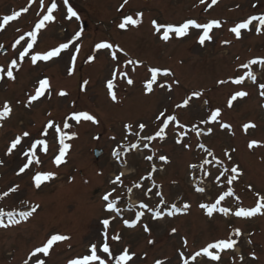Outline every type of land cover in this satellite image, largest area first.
<instances>
[{"label":"rangeland","instance_id":"obj_1","mask_svg":"<svg viewBox=\"0 0 264 264\" xmlns=\"http://www.w3.org/2000/svg\"><path fill=\"white\" fill-rule=\"evenodd\" d=\"M71 1L63 5L64 1L55 0L58 8L53 14L54 22L38 33L34 53L57 47L68 42L76 32L83 31L80 40L52 61H41L34 66L29 57H25L20 63L18 54L23 48L20 45L13 48L12 45L21 34L26 35L34 28L53 0H44L43 12L39 0H35L27 13L9 22L0 31V45L3 46L0 48V66L6 70L13 59L20 64V70H14V81L6 76L0 80V109L5 101L13 107L11 116L0 122L3 124L0 127V194L20 185L17 193L0 199V209L20 212L30 210L34 204L40 205L37 213L28 221H22L6 231L0 230V264H19L35 247L42 246L51 234L56 233L69 235L71 240L54 246L50 254L52 264H63L66 260L82 257L90 243L99 239L101 220L113 216L105 211L106 202L102 200V196L113 188L116 191L110 199L118 201L123 219L134 220L137 211H145L135 229L127 228L119 217L110 224V235L119 233L122 237L119 243L113 244V251L118 253L128 247L136 254L134 264H155L156 260H164L165 264H182L180 252L190 258L207 243L226 238L235 228L242 231L241 237H233L239 241L235 250L222 252L219 262L198 257L193 264H264V215L238 218L217 212L209 218L199 207L201 203H213L218 195L228 190H232L234 195L226 197L221 206L231 211L240 207H255L259 197L264 196V147L251 150L247 147L251 140L264 145V97L259 95V85L264 83V66L254 65L251 69L257 77L256 83L250 84L246 79L240 86L217 84L220 79L236 78L246 73L249 69L240 65L249 60L264 58V34L255 33L258 21L250 26L252 31L242 30V39H236L229 31L237 22L251 15H264V0H218L211 7L207 6L210 0H206L205 4H200L199 0H129V4L119 11L123 0ZM28 3L29 0H0V22L4 15L20 11ZM68 6L77 12L79 20L67 19ZM134 12L143 13L142 24L121 30L118 24L123 16ZM188 19L200 23L219 20L222 26L213 29L210 33L212 40L203 45L199 43L202 29H189L186 37L170 34V39L165 42L161 39L163 30L157 33L152 27V21L178 26ZM100 42L123 48L128 57L139 59L141 66L135 72H131L133 66L124 68L128 57L118 53V59L113 61L110 50H95V45ZM21 44L26 46L24 41ZM77 46L80 48L76 60L77 71L69 77L67 70ZM90 56L96 57L91 63L88 62ZM114 67L129 71L135 80L134 86H128L123 78H117L115 90L118 102L110 99L105 86ZM149 67L170 69L173 77L159 79L168 83L173 79L179 80V86L173 84L171 93L154 86V93L145 95L143 82L150 76L147 71ZM45 77L50 79L53 86L51 99L41 98L26 108L27 96L34 94L38 80ZM84 80H88L89 84L82 92L80 87ZM59 90H65L69 95L61 98L56 95ZM237 90H246L250 94L234 102V107L228 109L227 100ZM192 91H202L204 95L192 104L191 109H176L175 104L181 103L186 94ZM204 100L209 103L204 104ZM73 102L79 110L94 114L100 121L99 125L82 122L81 126L69 130L77 132L78 137L66 141L71 147L65 164L57 168L52 163L54 155L58 154V143H50L47 154L37 150L41 164H33L26 173L17 175L27 157L22 155L21 146L12 155L6 154L11 140L28 131L30 137L22 141L24 150H27L28 141L44 138L42 129L47 121L61 122L73 110ZM217 107L222 110V122L231 124V131L221 130L216 124L199 123ZM165 109L169 114H176L186 128L199 125L207 130L212 127L213 134L197 137L189 131L183 142L191 147L185 149L175 143V139L185 130L175 128L173 132L174 125H170L166 140L152 141L149 148H144L143 144L147 141H142L138 149H132L131 144L137 143L138 137L129 134L124 125L132 123V132L135 133L138 123L143 122L147 128L141 135L154 134L158 130L155 117ZM248 122L255 123L257 127L245 134L242 125ZM96 136L100 139H94ZM201 143L222 159L225 166L230 168L239 164L243 175L228 185L225 180L227 174L215 181L222 170L221 165L214 162L205 165V170L211 173L208 177H204L199 168L191 169L190 164L199 165L205 158L212 160L199 148ZM117 148L121 151L119 161L112 155ZM96 149L102 151L99 159L93 155ZM225 150L231 153V161L224 156ZM153 154V161L144 159ZM160 155L168 156L170 162L164 164L159 160ZM152 164H155L157 171L152 174V180H147L144 177L150 173ZM38 171L55 173V179L43 184L39 190L32 186V176ZM120 173H123V185H113L111 181ZM193 178L204 183V193L195 191L197 186L191 184ZM153 182L156 187H153ZM135 183H141L142 187L136 189L133 187ZM130 187L132 192L128 193ZM149 188L151 192H147ZM157 191L164 195L166 204L163 208H160V197L155 195ZM141 202L164 213L172 204L180 208L188 202L191 208L187 214L165 215L164 219L155 221L150 212L138 208ZM129 208L131 212L127 211ZM143 224L151 229L150 235L143 231ZM172 228L177 229L175 235L170 234ZM184 238L189 241L186 248L182 247ZM149 239H153L155 244L149 245ZM253 254L256 259H252Z\"/></svg>","mask_w":264,"mask_h":264},{"label":"snow or ice","instance_id":"obj_2","mask_svg":"<svg viewBox=\"0 0 264 264\" xmlns=\"http://www.w3.org/2000/svg\"><path fill=\"white\" fill-rule=\"evenodd\" d=\"M35 0H29L28 6L22 8L20 11H13L11 14L4 15L2 17V22H0V31H3L5 26L9 24V22L18 20L22 14L27 13L31 8L32 4ZM200 4H205L206 0H199ZM41 12L44 11V0H39ZM218 3V0H210V3L207 4L208 7L215 5ZM64 4L68 5V0H64ZM129 4V0H123V3L120 5L119 10H122L125 5ZM256 7V5H253ZM58 5L53 0L50 7H47L46 14L42 15L37 23H35L34 28L28 31L25 34H21L16 40L15 43L12 45L15 48L17 45H20L23 50L19 52L18 59L20 63H23L25 57H29L30 62L32 65H36L38 62H49L52 61L54 58L61 57V54L67 51L75 41L81 39L82 32L78 31L75 33V36L71 38L68 42H64L59 44V46L54 47L50 50H47L43 53L33 52L34 47L37 44L38 33L42 29L46 27L47 24L54 22V12L57 11ZM39 15V13H38ZM142 12H134L132 14H125L123 16L122 21L118 24V27L121 30H129L130 28L139 27L142 24ZM72 18H76L77 20L80 19L77 12L73 10L71 6L67 7V19L71 20ZM258 21V26L255 27V33L257 35L264 34V15H251L246 20L242 22H237L235 26L229 29L235 35L236 39H242V30L252 31L250 28L254 22ZM222 24L219 20H211L206 23H200L194 19H188L187 21L181 23L180 25H163L158 24L156 21H152V27L157 33H161V39L167 42L170 39V34H175L178 37H186L189 34V29H202V33L199 35V43L201 45L205 44L206 41L212 40V33L213 29L221 28ZM19 31V29H17ZM27 37V39H26ZM24 41L26 46H23L21 42ZM227 43V42H225ZM3 46L0 45V48ZM95 50L98 52L100 50H110L111 59L116 61L118 59V53H123L125 57H128V53L124 51L123 48L119 46H114L112 43L109 42H100L95 45ZM80 52L79 46L75 48L74 54L71 56L70 66L67 70V75L69 77L73 76L77 71V55ZM31 53V55H30ZM95 56H90L88 58V62L91 63L95 60ZM254 65H261L264 66V58H254L249 60L247 63L240 65L241 68L249 69L243 75H240L236 78L230 79H220L217 81L218 85H243L245 80H251L253 83H256L257 77L255 73L251 70ZM128 66H133L131 72H135L138 67L141 66V62L139 59H132L128 57L123 64L124 68H128ZM14 70H20V64L17 62L16 59L11 60L10 64L8 65L7 69L3 66H0V80H3L5 76L8 80L14 81L16 76L14 75ZM150 76L145 79L143 82V89L145 95H150L154 93L156 88L164 89L168 93L173 91V84L179 86L180 81L173 79L170 83L166 81H161L159 78H168L173 77L174 73L167 68H159V67H149L147 69ZM123 78L124 81L128 86H134L135 80L132 77L129 71H121L119 68H115L111 73V78L106 81V89L107 94L113 102H118V96L116 92V81L117 78ZM89 84L88 80H84L81 84L80 90L82 92L86 91L87 85ZM156 86V88H154ZM52 83L49 78L45 77L39 79L37 82V86L34 90V94H29L27 96V101L25 103L26 108H30L34 102L40 101L41 98L51 99L52 97ZM259 95L264 97V83L259 85ZM249 92L246 90H237L232 93L227 100L226 107L228 109H232L234 107V102L244 99L249 96ZM56 95L61 98H65L69 95V93L65 90H59ZM204 93L202 91H192L190 94H186V97L182 100L181 103L175 104L176 109H191L192 104L195 101H198ZM192 102V103H190ZM204 104H208V100L203 101ZM72 111L67 114L61 122L57 123L55 120H48L44 128L42 129V136L44 138H33L32 140L28 141V148L24 150L22 141L25 138L30 137V133L28 131H23L21 135L15 136L10 143V146L7 149L8 155H12L15 150L20 147V151L24 157H27L25 163L19 167L17 175H21L26 173L30 169L33 164H41L42 160L38 156V149L43 153L47 154L49 152V145L50 143H58V154H55L52 163L58 168L62 164H65L66 156L69 153L71 145L66 141L74 140L78 137L77 132L69 131L74 127L81 126L82 122H91L92 125H99V119L94 115L91 114L87 110H79L76 107L75 102L71 105ZM264 107V105H262ZM13 112L12 105L5 101L2 109H0V122L8 119ZM51 116V113L48 114ZM156 122H158V130L155 131L154 134H149L146 136H142L141 133H144L145 129L147 128L146 123H138V131L133 133V124L127 123L124 125L125 130L129 134H133L138 137V142L131 144L132 149H138L140 147V142L147 141V143L143 144L144 148H149V145L152 141L159 139L160 141H164L167 139L168 130L170 125H174L172 131H175V128H179L185 130L181 134H179L178 138L175 139V143L177 145H181L185 149H189L191 146L187 143L183 142V138L187 133L194 132L197 137L199 136H210L213 134L214 129L212 127H208L207 130L201 129L199 125H193L191 128H186V125L180 123L176 114H169L167 110L160 111L158 115L155 117ZM200 124H216L219 125L221 130H229L231 131L232 126L229 123L222 122V110L217 107L214 110L210 111L208 116L199 121ZM0 127H3V124L0 123ZM257 125L253 122L244 123L242 125V131L247 134L250 129H255ZM94 139L99 140L100 137L96 136ZM111 139L115 140V137ZM247 147L251 150L257 147H264L259 141L251 140L248 142ZM199 148L202 149L207 156L212 157V160L207 158L203 159L202 162L197 164H190L189 167L191 169L199 168L200 171L203 173L204 177H208L211 173L205 170V165L212 164L213 162L216 165H221L220 175L215 177V181H219L221 176L227 174L225 176L226 183L228 185H232L234 181H237L239 177L243 175L242 170L240 169L239 164H234L230 168L224 165V161L220 158H217L215 154L207 148L204 144H199ZM235 151V149H232ZM113 157H115L118 161L121 158V151L119 148L114 149L112 152ZM224 156L227 158L228 161H231L232 156L231 153L225 150ZM145 160L151 162L154 159L153 155H147L144 157ZM159 160L162 161L164 164H168L169 158L166 155H160ZM163 169H160L162 171ZM157 171L155 164H152L150 173L144 177L147 180H152V174ZM123 173H120L115 176V178L111 181L113 185L122 186ZM55 179V173L53 172H43L38 171L32 176V186L35 189L39 190L43 184L48 181ZM136 189H140L142 187L141 183H135L133 185ZM153 187H156L155 183L153 182ZM20 189V185L17 184L13 187H10L7 191H4L0 194V199L5 197H9L10 194L17 193ZM205 187L197 186L195 191L198 193H204ZM116 191V188H113L111 191L107 192L105 195L102 196V200L106 202L105 211L112 213L113 216L111 219L104 218L101 220L102 230L99 233V239L91 242L87 253L84 254L82 257L72 258L69 259L67 264H134L136 259V254L131 252L128 247H124L120 252L113 251V244L119 243L122 239L119 233L115 235H110L109 229L112 220L119 217L123 220L124 225L129 229H135L141 222L142 217L145 215V211H137L135 213V219L129 221L128 219H123L121 215L122 210L117 206L118 201L115 199H110L113 196V193ZM128 193L132 192V188L127 189ZM152 189L149 188L147 192H151ZM147 195V193H145ZM156 196L160 197V208H163L166 204L164 195L161 191L155 192ZM234 195L232 190H228L223 192L222 194L218 195L213 203H201L199 207L205 211V214L211 218L213 217L214 213H221L224 216L232 215L238 218H251L256 216L257 214L264 215V196H260L255 207L250 209L240 207L235 211H231L228 207H222L221 203L225 201L226 197H231ZM238 198V197H237ZM40 208L39 204H34L31 206L30 210L28 211H8L5 212L3 209H0V229H8L14 225H19L22 221H28L30 217H32L35 213H37L38 209ZM138 208L141 210H146L147 212L151 213V217L155 221H159L165 218V215L168 217H173L177 214H187L189 209L191 208V204L185 202L182 207L178 208L175 204H172L169 210L164 213L159 209L153 210L149 208L148 204L141 202L138 205ZM127 211L131 212V209H127ZM143 231L145 233L151 234V229L148 227L147 224H143ZM177 233L176 228H172L170 234L175 235ZM242 231L239 228L233 229L226 238H221L215 240L213 242H209L206 246H203L200 250L196 251L194 254L190 255V258H186L184 252L179 253V258L182 261V264H193V262L197 261L198 257H206L210 262H219L221 260V253L225 252L226 250H235L236 246L238 245V239H234L233 237H241ZM71 240V236L66 234H51L49 238L46 240L42 246H37L32 250L27 258L23 261V264H46V259L54 250V246L67 242ZM251 243V240L248 241ZM149 245H154L155 241L153 239L148 240ZM189 241L187 238H184L182 241V247H188ZM215 250V252L213 251ZM42 254V255H41ZM252 259H256L255 254L252 255ZM240 260H243V256L240 257ZM155 264H165L164 260H156Z\"/></svg>","mask_w":264,"mask_h":264},{"label":"flooded vegetation","instance_id":"obj_3","mask_svg":"<svg viewBox=\"0 0 264 264\" xmlns=\"http://www.w3.org/2000/svg\"><path fill=\"white\" fill-rule=\"evenodd\" d=\"M51 256H52V255H50L48 258H45V259H46V264H52V263L50 262V260H52ZM25 259H26V258H24L19 264H23V261H24ZM67 262H68V260H66L63 264H67ZM14 264H17V263H14ZM30 264H31V262H30Z\"/></svg>","mask_w":264,"mask_h":264},{"label":"water","instance_id":"obj_4","mask_svg":"<svg viewBox=\"0 0 264 264\" xmlns=\"http://www.w3.org/2000/svg\"><path fill=\"white\" fill-rule=\"evenodd\" d=\"M96 159H99L102 156V152L101 151H95L94 153Z\"/></svg>","mask_w":264,"mask_h":264},{"label":"bare ground","instance_id":"obj_5","mask_svg":"<svg viewBox=\"0 0 264 264\" xmlns=\"http://www.w3.org/2000/svg\"><path fill=\"white\" fill-rule=\"evenodd\" d=\"M124 173H127V170H124Z\"/></svg>","mask_w":264,"mask_h":264}]
</instances>
